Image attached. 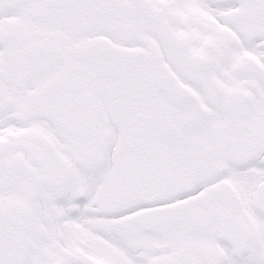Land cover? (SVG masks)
<instances>
[{"label":"snow or ice","instance_id":"1","mask_svg":"<svg viewBox=\"0 0 264 264\" xmlns=\"http://www.w3.org/2000/svg\"><path fill=\"white\" fill-rule=\"evenodd\" d=\"M0 264H264V0H0Z\"/></svg>","mask_w":264,"mask_h":264}]
</instances>
